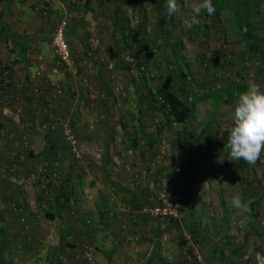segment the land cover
I'll return each mask as SVG.
<instances>
[{
    "label": "rangeland",
    "instance_id": "rangeland-1",
    "mask_svg": "<svg viewBox=\"0 0 264 264\" xmlns=\"http://www.w3.org/2000/svg\"><path fill=\"white\" fill-rule=\"evenodd\" d=\"M36 2L29 6L23 0L10 3L0 0V21L15 25L26 40H35L37 31L33 26L44 23L48 49L44 54L28 53L26 61L20 65L21 69L25 65H36V70H26V77L22 79L23 86L19 87L24 95L22 102L11 100L15 95V92L11 94L13 89H9L11 84L0 90V111L4 110V114L0 112V211L8 209L15 222L23 228L27 221L22 213L23 200L28 207L31 205L28 210L33 211L38 207L36 197L42 195L43 199H39L41 211H37L40 216L45 209L41 203L44 206L47 202L50 204L60 186L64 191H76L70 198L69 204L73 207L69 215H77L75 206L79 209L86 207V191H96V188L122 191L132 186L133 190L155 191L160 182L154 181L149 186L150 170H146L143 179L135 172L132 177L115 176L108 185L102 175L93 172V186L89 185L87 166H100L102 152L110 157L117 155L124 161L120 164L130 165L128 160L135 148L131 153L126 152V149L130 150L126 142L135 135L139 137L137 147L146 150L140 160L142 168L161 165L171 169L176 166L171 172L159 175L162 178L167 176L166 181L173 182L172 187L166 183L165 187L179 197L181 207L183 175L174 179V172L183 174L176 170L183 161L199 160L194 163L198 164L200 175L189 184L194 198L200 200L198 211L187 214L186 210H181V222H170L173 230L170 238L183 241L178 253L189 247L183 233H190V239L201 244L200 235L204 232L207 235L204 246L210 250L214 245L222 258L228 257L227 263L220 258L218 264H256V254H264V236L261 235L264 152L255 165H250L243 161H229L228 149L224 145L240 93L235 86L242 85L245 91L250 82H255L264 90V75L238 40L231 11L223 8L213 15L202 11L197 17L200 22L188 27L186 20L193 15L191 6L199 0H178L181 12L173 16L163 10L166 0H56L50 8L47 6L50 0L47 4L42 3L44 0ZM161 14L165 15L163 24H159ZM60 20L65 21L64 36L72 63L68 67L58 65L57 72L52 73L51 69L56 64L50 40ZM24 21L25 27L22 25ZM258 21L259 33L264 38V2ZM9 43L8 39H0V70L6 64L10 81V62L19 55L9 52ZM176 43L179 44L177 58L170 52V45ZM142 55H146V62L138 66ZM44 58L51 60L45 61ZM39 64L43 66L41 72L37 69ZM141 69L149 86L155 87L165 74H170L173 90L179 97L197 99L192 117L183 129L184 135L182 127L174 123L162 126L160 113L145 107L139 100L136 87L141 84ZM50 82L60 87V94L47 105L37 96L36 102L40 103L42 111L35 115L31 107L35 97L32 88L48 91ZM226 91L230 96H226ZM218 92H221V97L216 100L212 94ZM17 105L21 106L20 113L14 111ZM58 118L71 126L77 140L76 155L67 150ZM21 122L28 125L27 130L18 127ZM53 124L55 126L51 128ZM178 135L180 139L184 138V142L173 151L172 143ZM46 141L55 144L53 149L57 152L52 153L51 158L27 154L30 150H39ZM86 149L92 152H86ZM112 166L113 175H119V166ZM42 168H45V180L37 173ZM236 194H240L244 202L251 199L255 203L256 217L230 207L231 197ZM78 221L86 223V215ZM226 231L227 236H224ZM134 233V230L130 231L132 236ZM135 236L139 238V234ZM57 237L53 230H48L45 235L35 238L24 236V242L16 245L7 237L9 245L3 255L17 264H56ZM128 242L131 245L137 241ZM82 245L75 244L71 248L77 252V257L72 254L75 264H89L82 254ZM92 248L94 264L95 246ZM212 255H215L214 251ZM204 263L207 264L205 260Z\"/></svg>",
    "mask_w": 264,
    "mask_h": 264
},
{
    "label": "crops",
    "instance_id": "crops-1",
    "mask_svg": "<svg viewBox=\"0 0 264 264\" xmlns=\"http://www.w3.org/2000/svg\"><path fill=\"white\" fill-rule=\"evenodd\" d=\"M36 1L37 0H23V2H25L29 6L37 3ZM55 1L50 0V3L47 4V0H44V2L42 3L47 4V6H49L50 8V5L54 4ZM5 2L10 3L12 2V0H5ZM56 10L58 9H53V11ZM24 18L23 20H25ZM2 21L6 23L5 20ZM9 24L6 23V27L9 33L17 37L15 38L16 44L12 47L13 52H17L19 55L20 50L21 53H24L23 57L19 55L16 57V59H13V61L10 62L11 86L9 87V89H13L11 93L12 95L15 92V95L11 97V100L22 102V100L24 99V95L22 94V90L20 89L23 86L22 79L26 77V70H36V65L35 67L25 65L24 69H21L20 65L24 64L28 53L34 52L44 54L47 52L48 49L45 42L47 34L45 35L44 33V23H37L33 26V28L35 29L34 31H37L34 36L35 40L30 39L28 41L26 40V37H24V35L21 33V30L16 29L15 25L11 26ZM22 25L25 27L26 21H24V24L22 23ZM18 58L20 59L18 60ZM44 59L45 61L51 60V58ZM54 145L55 144L52 143H43L42 146L44 147V152L42 150V154H48L47 157L51 158V154H55L57 152L53 149L55 148L53 147ZM50 148L51 150H48ZM137 149H139V152L141 154ZM125 151L128 153L132 152L131 149H126ZM144 151L146 150H143L142 147H136L131 153L132 155L128 160L130 161L129 166L132 165V162L134 160V164L132 165L133 167L131 166L130 172H123L119 168V175H113V171H111L110 167H113L112 165H114L112 162V156L110 157L109 155H107V153L105 154V156L102 152L100 158V166L92 168L90 166H87L89 169L86 174L90 180L89 185L91 187L93 186V172L102 175L107 185L111 183V178L115 179V176H119V178L122 176L123 178V176L132 177L131 174L135 175V172H138L140 174L139 171L140 169H142L140 160L143 158L142 154ZM86 152L92 151L86 149ZM92 158L93 160H95L93 155ZM117 159L119 160V162H124L122 158L118 156ZM88 163L92 162L89 161ZM193 163L194 159L193 161H183L182 164H179L180 168L176 169L180 173L183 172V174L178 173L177 175L176 171L174 172V179L179 175H183L181 177L183 182L181 183L182 187L184 188V192L182 194L181 210H186L188 212L187 214L198 211V206H200L199 198H194L193 195L195 194L192 193V188L189 185L191 184V182L193 183V181H195V176L200 175L199 173H197L198 171H196L198 164ZM173 165H175V163L172 164V166ZM174 167L170 169V167L166 168L162 167L161 165H156L150 167L149 169H146L150 170L149 173L151 172V174L149 175L150 177H148L149 186H152V182L154 181H163L166 182V184H169V186L171 185L172 187L173 182H167V176L164 175L171 172ZM163 172L164 177L162 178L159 174ZM129 179L130 178H128L127 180ZM180 187L181 186L179 185V188ZM182 187L180 188L181 190ZM118 188L122 189L123 187L118 186ZM58 192L59 191L54 192L52 200L50 201V204L47 202V206H44V204L41 203V206L45 207L44 212L46 210L47 212L52 213L53 218H47L46 216H44V214H41L42 216L37 215V211H41L39 207V199H43L42 195L37 196V200L35 198L38 207H35L33 211L28 210L31 205H29L28 207L25 200H23L24 203L22 204V213L27 220L25 221V224H23L25 225L22 226L23 228H21V226L15 222L14 217L11 215L8 209H1L0 215L2 216V220L0 222V227H4L6 229L7 237L10 238L11 243H13L14 245H16L17 243L20 244V242H24V236H32L33 238H35L37 236L45 235L48 230H53L54 234L58 235L57 242L55 244V246H57V249L54 256L56 264H75L72 258L77 257V252L72 250L71 248H73V245L75 244H77V246H80L84 244L85 241L86 243H90L95 246L94 264H146L147 260L150 258L154 261L152 264H195V262H193L191 258H184L182 256V253H178V249L182 245L183 241L174 237L170 238L172 234L171 232L173 230L171 229V223L169 220L154 219L138 211L139 207L143 203H147V201H149V198L151 197V195H153L154 190L138 191L133 190L131 186L123 188L122 191H108L107 188H105V191H101V189L99 188H96V191H86V207H81L83 209H79V207L75 206L74 208L77 212V215L75 213L76 216L69 215L72 214V212L70 211H72L73 205L67 204L63 206L61 197L57 195ZM63 193H65L68 198H71L73 194H76V191H71V194H68L69 191H64ZM83 215H86V223L84 221H78V219L81 220V217H83ZM167 221H169V223ZM180 222H178L179 227H181ZM122 223H124L125 226H128V230L126 229L125 232H123L120 228V225ZM177 226L178 225H176V227ZM131 230L135 231L133 236L130 234ZM16 233H18V236H14ZM122 233L124 234L122 235ZM138 234L139 238L135 236ZM225 234L226 235L224 236H227V231ZM62 236L65 237L64 242L69 245H67L68 248L64 247L62 251H59L58 239L59 237L62 238ZM200 236L201 244H199V246L201 247V255L205 262L207 264H218V262L220 261L219 259L221 258L223 263H227V255L223 256L222 258L217 251L218 249L214 245H212L210 247V250H208L204 246L205 242L207 241V235H205V233L203 232ZM129 240H135L137 242H133L130 245V243L128 242ZM196 242L198 243V241ZM187 244L190 245L189 242ZM172 250L173 253L171 252ZM213 251L215 255H212ZM72 254L74 257L72 256Z\"/></svg>",
    "mask_w": 264,
    "mask_h": 264
},
{
    "label": "trees",
    "instance_id": "trees-1",
    "mask_svg": "<svg viewBox=\"0 0 264 264\" xmlns=\"http://www.w3.org/2000/svg\"><path fill=\"white\" fill-rule=\"evenodd\" d=\"M86 2V0H84ZM264 0H212V4L215 7L216 11L215 13H218L219 10L223 8H228L233 16V23L235 26V30L237 32L238 40L242 43L244 49L253 56L254 60L259 65L262 74L264 75V38L259 33V21H258V15L260 13V8ZM163 10H165V14H167L166 9V2L163 4ZM160 11V10H159ZM205 13H207L205 11ZM162 15V14H161ZM164 14L159 18V24H163L164 22ZM15 36L9 33L6 23L4 21H0V39L9 40V44H11V48L9 50L10 53L13 52L12 47L16 44L15 43ZM179 45V44H178ZM178 45L172 44L170 45V52L172 56L175 58L178 57ZM19 55L24 56V53H21L19 50ZM146 55H142L139 58L138 66H143L145 64V57ZM141 68V67H139ZM2 69V68H1ZM140 72V79L141 84L136 87L138 89L139 94L138 97L139 100L144 104L145 107H150L157 112L160 113V115L163 118L162 126L168 125L170 123H174L180 127L183 130L187 121L190 120L192 117V114L194 112V106L197 101V99H184L179 97L173 90V77L170 74H165L160 83L158 85H155V87H151L147 84V78L144 75V71L141 69ZM0 80H1V70H0ZM11 84V82H8V85ZM8 87V86H7ZM1 81H0V90H1ZM235 88H239L240 92H242L245 87L240 85V87L235 86ZM231 91V90H230ZM226 96H230L229 92H224ZM212 96L217 100L221 97V92L213 93ZM160 131L157 129V132ZM183 135L185 130L182 131ZM201 132V130L199 131ZM183 138V137H182ZM139 137H136L133 135L130 139H128L127 146L130 149H134L137 147ZM193 140V139H192ZM196 140V138L194 139ZM184 142V138L180 139L179 135L175 138V142L172 143V150L174 151L177 146H180ZM45 143H51V142H45ZM53 144V143H52ZM198 147V146H197ZM42 150L44 152V147H39V151L30 150L28 151V155L30 157L33 156H41L45 155V153L42 154ZM200 154V153H198ZM46 154L45 156H47ZM197 159V158H194ZM195 161V160H194ZM199 162V160L195 161ZM15 163V161H14ZM199 173L198 167L196 169ZM192 183V182H191ZM59 191L57 195L61 197L62 205L65 206L69 204V199L67 195L63 190V186H60ZM141 191V190H138ZM144 191H146L144 189ZM71 194V190H69V193ZM254 204L251 203L250 205V212H246L247 214H251L253 217H256L257 210L254 209ZM44 216L47 218H53V214L49 213L45 210L43 213ZM170 222H175L176 220H169ZM261 235L264 236V217H263V228H262ZM64 238L59 237L58 239V248L59 251H62L64 246L69 245L64 242ZM90 244V243H89ZM9 245V242L7 241V231L4 227H0V264H17L13 262L11 259H7L4 257L3 253L6 250V246ZM92 245V244H91ZM154 261L153 259H148L146 264H152Z\"/></svg>",
    "mask_w": 264,
    "mask_h": 264
},
{
    "label": "built area",
    "instance_id": "built-area-1",
    "mask_svg": "<svg viewBox=\"0 0 264 264\" xmlns=\"http://www.w3.org/2000/svg\"><path fill=\"white\" fill-rule=\"evenodd\" d=\"M64 28H65V21L60 20L54 27V30L51 35V46H52V51H53V56L55 58V64L54 67L51 69L52 73H56L58 68V65H62L65 67H68L72 63L70 51L64 36ZM38 59H40V56H37ZM6 64L3 65L1 69V87L7 88L8 85V70H7ZM38 71L43 70L42 64L37 65ZM33 93H35V97L32 98V110L35 115H38L42 111V107L39 102L37 101V96L42 99V103L44 105L50 104L52 99L56 97L57 95L60 94V87L53 83L50 82V89L47 91L45 90L44 92L41 91L40 89L37 90L36 87L32 88ZM14 111L16 113L21 112V106L17 105L14 107ZM58 122L59 124V130L62 138L65 140L67 150H69L73 155H76V144L77 140L76 137L74 136L71 126L66 122L62 121L61 119ZM31 124V123H29ZM51 128L55 126V124L50 125ZM18 127L22 130H27L28 125L26 123H19ZM57 127V126H56ZM58 128V127H57ZM25 136H23L24 138ZM112 162L113 164L119 166L120 162L117 159V155L112 156ZM151 164V163H149ZM150 166V165H149ZM122 168V170L125 171H130L131 167L128 165V163L120 164L119 168ZM146 169L144 167L140 169V177L143 179L145 177ZM45 168L38 169L37 173L39 175V178H42L45 180L44 177V171ZM55 174V173H54ZM165 183L163 181H160L158 188L154 191L153 195L149 198V201L147 203H143L138 211L141 212L142 214H146L149 217H152L154 219H159V220H179L180 217L182 216V211H181V203L180 199L177 195L171 194L165 187ZM151 201V202H150ZM70 202V199H69ZM126 226L124 223L120 225L121 230H123ZM184 238L187 240V242L190 243L189 247L186 248L185 250L182 251V256L184 258H191L195 264H205L203 257L201 255V252L199 251V244L196 241H193L190 239L191 234L190 233H183ZM93 253L94 250L92 248V245L89 243H84L82 245V254L86 261L89 264H92L93 262Z\"/></svg>",
    "mask_w": 264,
    "mask_h": 264
},
{
    "label": "clouds",
    "instance_id": "clouds-1",
    "mask_svg": "<svg viewBox=\"0 0 264 264\" xmlns=\"http://www.w3.org/2000/svg\"><path fill=\"white\" fill-rule=\"evenodd\" d=\"M192 7L190 20H186L188 27L198 24L197 18L202 11L208 15H213L216 11L212 0H199ZM166 9L169 16L181 12V5L178 0H166ZM227 143L224 145L228 149L229 161H243L250 165H255L264 152V90L261 85L250 82L247 90L238 94L232 115V124L227 129ZM222 162V161H219ZM225 200L229 198L226 196ZM250 199L244 202L240 194L231 197L230 207L250 212ZM256 264H264V254L257 253L255 256Z\"/></svg>",
    "mask_w": 264,
    "mask_h": 264
}]
</instances>
